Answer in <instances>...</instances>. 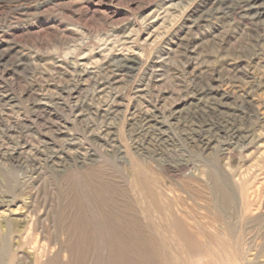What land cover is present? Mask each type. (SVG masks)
Instances as JSON below:
<instances>
[{
    "label": "rangeland",
    "instance_id": "obj_1",
    "mask_svg": "<svg viewBox=\"0 0 264 264\" xmlns=\"http://www.w3.org/2000/svg\"><path fill=\"white\" fill-rule=\"evenodd\" d=\"M241 1L0 0V264L264 263V0Z\"/></svg>",
    "mask_w": 264,
    "mask_h": 264
},
{
    "label": "bare ground",
    "instance_id": "obj_2",
    "mask_svg": "<svg viewBox=\"0 0 264 264\" xmlns=\"http://www.w3.org/2000/svg\"><path fill=\"white\" fill-rule=\"evenodd\" d=\"M234 0H212V4H211V6H213L211 9H210V13L214 10V7L216 6V5H218L219 7L218 8H216V12H219L222 8H224V7H230L229 6V4H231L232 2H233ZM241 5H242V8H243V11L244 10H246L247 11V13L250 15H252L253 17H258V18H260L261 17V12L259 11V8H257V6L255 5V3H257V1L256 0H243V1H241ZM244 7H245V9H244ZM247 7V8H246ZM227 9V8H226ZM254 10H258L259 11V14L258 13H253L254 12ZM257 11V12H258ZM209 13V14H210ZM262 22H264V19H263V21ZM119 58V57H118ZM111 60V59H110ZM1 62V61H0ZM65 62V61H64ZM117 62H119L120 64H122V65H124V62H126V58H122V59H119V61H117ZM70 63V62H69ZM75 64V63H74ZM125 65H126V63H125ZM135 66V65H134ZM126 70V69H125ZM85 72V71H84ZM83 72V73H84ZM96 81V80H95ZM60 96V95H59ZM34 99V98H33ZM11 100V99H10ZM5 101V100H4ZM48 102V101H47ZM65 103V102H64ZM114 103V102H113ZM40 104V106H43V107H45V106H47V104L46 103H44V102H40L39 103ZM37 105V104H36ZM2 106V105H1ZM67 106V105H66ZM90 105H86V107H89ZM106 106V105H105ZM104 106V107H105ZM68 107V106H67ZM221 107V106H220ZM111 109V108H110ZM83 110V109H82ZM109 110V109H108ZM84 113V112H83ZM109 114V113H108ZM150 114V113H149ZM149 114H144V120H145V126L147 127H149V128H151L153 125L151 124V120L149 119V118H151L152 119V117L153 116H151V115H149ZM26 128V127H25ZM154 130V129H153ZM97 131H99V130H97ZM106 131V130H105ZM142 131H148V132H150V130H146V129H144V128H142ZM100 132V131H99ZM99 132H95V133H93L92 134V138H96V137H99V138H103L104 139V137L99 133ZM104 132V131H103ZM146 134V133H145ZM199 137V136H198ZM114 139V138H113ZM73 143V142H72ZM137 183H138V186L140 187V189L143 191V193H145V195L146 196H148L150 199H151V203L153 204V205H155V206H157L158 205V202H157V200H156V198H157V195H156V193H155V191L153 190V188L146 182V181H142L141 179H137ZM137 185V184H136ZM135 185V186H136ZM136 188V187H135ZM138 189V188H137ZM213 190H214V196H215V198H219V203L223 206H226V205H229L231 202H233V192L230 190V189H228L227 188V186L226 185H223V183H221V182H219L218 180H214V184H213ZM142 193V194H143ZM139 194V193H138ZM162 194V193H161ZM160 197V196H159ZM142 199H144V198H142ZM145 199H147V198H145ZM145 201V200H144ZM147 202H149V200L147 201ZM160 203H162V201L160 202ZM164 203V202H163ZM141 204V203H140ZM143 204V203H142ZM151 204V205H152ZM147 205V204H146ZM162 205V204H161ZM143 206V205H142ZM163 207V206H162ZM156 209V208H155ZM154 209V210H155ZM165 209V208H164ZM147 210V209H146ZM158 210V209H157ZM156 210V211H157ZM163 210V209H162ZM161 210V211H162ZM167 210V209H166ZM166 210H164V211H166ZM163 211V212H164ZM168 212V211H167ZM163 215V214H162ZM167 215V213H165V216ZM168 216V215H167ZM171 216V215H170ZM181 216V215H180ZM167 218V217H166ZM166 218L165 219H163V220H166ZM168 219H172V218H168ZM183 219V218H182ZM160 220V219H159ZM156 221V220H155ZM162 221V220H161ZM156 222H158V221H156ZM166 222H167V220H166ZM169 223V222H168ZM168 223H167V226H172L173 227V230L175 231V236H176V238L178 239V240H181L182 241V243H183V246L184 247H186L189 251H191V252H195V251H197L200 247H202V244H201V239L199 238V237H197L196 235V237L194 236V233L193 232H191V230H190V226H189V224H188V222L186 223V222H179L177 219H173V220H171L170 221V223H171V225H168ZM160 224V223H159ZM158 223H157V225H159ZM162 224V223H161ZM160 224V225H161ZM165 224V223H164ZM166 225V224H165ZM166 226V227H167ZM168 228V227H167ZM145 229V228H144ZM230 229L231 228H229V231H230ZM232 230V229H231ZM227 234V233H226ZM233 234L234 233H232V236H233ZM240 238H241V236H240ZM233 239V238H232ZM236 240H237V238H236ZM239 240V239H238ZM241 240V239H240ZM257 240V239H256ZM243 241V240H242ZM245 241V240H244ZM241 242V241H240ZM239 242V243H240ZM253 242V241H252ZM181 243V242H180ZM211 243V242H210ZM214 243V242H213ZM193 244V245H192ZM201 244V245H200ZM237 244V243H236ZM255 244V243H254ZM181 246H182V244H180ZM206 245H208V244H206ZM234 245V244H233ZM206 247H208V246H206ZM235 247H236V245H235ZM238 247V250L236 251V253L235 254H240V251L242 252V253H244V260L245 261H247L249 264L250 263H254V261L253 262H249L250 260H253L252 258H250V255L252 254L251 253V249H252V247H251V245H250V243L249 242H247V241H245V242H243V243H241V245H239V246H237ZM210 248V247H209ZM209 248H208V250H209ZM168 249V248H167ZM186 249V250H187ZM214 249V248H213ZM220 249V248H219ZM218 249V250H219ZM235 249H237V248H235ZM244 249H245V251H244ZM187 250V251H188ZM226 250V249H225ZM220 251V250H219ZM253 251V250H252ZM241 253V254H242ZM253 253H254V251H253ZM240 257V256H239ZM243 257V256H242ZM240 259V258H239ZM237 260V259H236ZM257 262V261H256ZM255 262V263H256ZM205 263L206 264H208V261H205ZM202 264V263H201ZM256 264H260V263H256ZM261 264H264V263H261Z\"/></svg>",
    "mask_w": 264,
    "mask_h": 264
}]
</instances>
